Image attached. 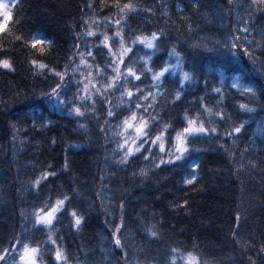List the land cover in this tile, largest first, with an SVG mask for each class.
Instances as JSON below:
<instances>
[{
    "label": "snow or ice",
    "instance_id": "1",
    "mask_svg": "<svg viewBox=\"0 0 264 264\" xmlns=\"http://www.w3.org/2000/svg\"><path fill=\"white\" fill-rule=\"evenodd\" d=\"M16 3L22 10L23 0ZM201 7L195 0L175 3L174 11L168 0H87L71 28L73 45L61 56L55 40L41 29L25 31L23 16L0 0V75L15 77L22 66L17 54L27 52L23 67L35 82L31 90L17 88L23 107L5 117L13 144L18 133L51 130L54 122L37 114L41 108L67 118L82 141L61 137L62 161L37 159L39 167L24 173L17 168L20 228L0 236V264H95V248L81 256L85 245H77L74 254L68 236L74 240L88 228L96 199L107 226L100 247L107 264H133L134 251L143 254L136 264H216L195 241L191 247L165 243L164 233L176 231L166 215H190L192 193L206 190L200 157L209 151L220 156L216 163L236 177L241 192L246 176L259 178L264 212V0H220L223 31L211 41L198 38L194 18ZM202 52L229 61L225 71L231 75L220 73L217 82L198 63ZM56 146L52 137V152ZM72 149L104 153L102 164L94 161L101 188L96 197L88 181L73 174ZM153 181L155 200L163 199L159 190L168 183L174 198L159 216L145 208L130 221V198L141 202L144 193L135 197V190ZM239 199L234 223L229 218L224 232L222 264H264V225L258 234L247 227L248 210Z\"/></svg>",
    "mask_w": 264,
    "mask_h": 264
},
{
    "label": "trees",
    "instance_id": "2",
    "mask_svg": "<svg viewBox=\"0 0 264 264\" xmlns=\"http://www.w3.org/2000/svg\"><path fill=\"white\" fill-rule=\"evenodd\" d=\"M87 0H23V8L20 10L19 5L14 0L11 6L14 13L23 16L25 21V31L41 29L48 34L49 39L55 40L57 46L61 49L60 55L65 54L64 50L70 49L73 45V35L71 31L74 22H79L81 13L77 10ZM149 3L152 0H148ZM173 4V11L175 3L189 4L190 0H168ZM201 4V15L194 18V22L198 23L199 34L198 38L211 41L216 38L219 33L223 31L220 23V16L216 10L217 4L220 0H195ZM226 2V0H225ZM228 24V20L224 21V25ZM69 29L65 31V29ZM175 35V33H173ZM190 35H197L194 31ZM183 39V36L181 37ZM27 52L18 53V64L22 65L15 77L12 75H0V236H7L8 232L13 228H20L19 220V200L22 194L17 187H13L16 181L17 168L21 173L31 171L32 166L36 165L37 159L41 161H48L50 159H63L64 149L60 145V138L66 140L68 137L73 139L68 140V143H81L77 139V134L73 131V125L68 122L67 118H61L60 113L51 109L41 108L38 110V115L48 116L54 123L50 126L51 130L46 133H41L37 136L35 133L23 132L18 133L15 143L13 144L11 137V129L9 122L5 119L9 114H15L23 107L20 99L16 98L17 88L23 90L27 87L31 90L35 83L28 73L24 70L23 63L26 59ZM55 56V53H54ZM246 62V61H245ZM198 63L203 67L209 75L214 76L216 81L220 80V73L225 76H230L231 73L226 72L225 68L229 66L230 62L224 58L212 57L208 53H201L198 58ZM223 65V66H222ZM249 77H256L255 72H248ZM170 80H175L177 77L169 75ZM231 81H229L230 83ZM39 85H37V88ZM115 99V98H113ZM93 127L96 124L95 119L91 121ZM256 127L255 124L252 125ZM57 138L56 152H52L50 148V139ZM21 140L25 144H21ZM30 141V142H29ZM69 158L73 161V174L81 178V182L88 181V190L91 197H96L97 193L101 191L99 182V173L95 164V159L98 158L103 163L104 153L89 152L88 149H72ZM200 159L205 162L204 183L207 185L206 190L199 193H192L191 214L184 216L181 214L166 215V220L169 225H175L176 231L172 233L168 228L164 229L165 243H170L178 240L191 247L192 241L199 244L200 248L204 249L209 255L208 259L214 260L216 264H222L227 248L222 249V245H226L227 241L224 238V232L229 225V218L234 223L236 214V206L241 203L239 199L243 197V204L248 210L249 221L247 227L254 229L259 233L262 225H264V212L260 208L261 185L259 178L245 177V191L241 192L239 181L233 175L229 177L227 170L223 163L217 164L220 156L214 152L204 153ZM220 169L219 171L209 172L208 169ZM95 176L96 182L92 183ZM23 178V177H22ZM64 183H67L69 177L62 178ZM60 184L61 181H56ZM173 184L168 183L161 187L159 194H162V200H155L153 193L156 192L155 181L152 186L146 189L137 188L135 190V197H140L141 192L144 197L141 202L133 197L131 199V206L128 209V219L134 220L135 214L142 209H149V214L154 210L156 215L165 212L169 203V199L174 198ZM182 193H176V198L182 197ZM146 201V202H145ZM96 212L89 219V226L82 233L75 236H68V245L70 251L75 254L77 245H85L84 252H90L95 248L94 261L95 264H107L103 259L104 253L101 252L100 247L103 243L101 237L106 231L104 223L105 217L101 211V201L96 199ZM105 204L111 207V202L105 200ZM117 213V218H118ZM99 217V219H97ZM111 220V215L108 216ZM67 232V229H65ZM163 247L161 248L160 258L163 259ZM152 255H156V245L152 246ZM255 256V252H253ZM139 256L143 261V254L134 251L133 264H136V257ZM92 264V261H88Z\"/></svg>",
    "mask_w": 264,
    "mask_h": 264
},
{
    "label": "rangeland",
    "instance_id": "3",
    "mask_svg": "<svg viewBox=\"0 0 264 264\" xmlns=\"http://www.w3.org/2000/svg\"><path fill=\"white\" fill-rule=\"evenodd\" d=\"M5 3L9 4V7H11L14 4V0H4Z\"/></svg>",
    "mask_w": 264,
    "mask_h": 264
},
{
    "label": "bare ground",
    "instance_id": "4",
    "mask_svg": "<svg viewBox=\"0 0 264 264\" xmlns=\"http://www.w3.org/2000/svg\"><path fill=\"white\" fill-rule=\"evenodd\" d=\"M208 70V72H209V69H207Z\"/></svg>",
    "mask_w": 264,
    "mask_h": 264
}]
</instances>
